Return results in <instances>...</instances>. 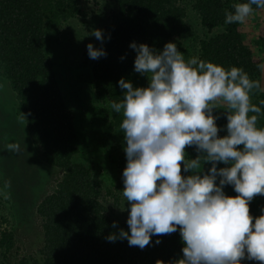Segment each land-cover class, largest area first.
<instances>
[{"label": "trees", "instance_id": "1", "mask_svg": "<svg viewBox=\"0 0 264 264\" xmlns=\"http://www.w3.org/2000/svg\"><path fill=\"white\" fill-rule=\"evenodd\" d=\"M185 1L112 0L117 14L103 33V45L98 41L95 46L103 47L107 55L93 60L87 51L83 53L81 65L86 71L81 82L89 84L90 98L84 102L90 106H84L77 99V111L62 91L61 74L50 57L52 51L47 50L46 40L59 17H75L79 13L80 0H0V76L8 81L15 94V117L26 114L23 124L38 149V157L61 173L54 190L35 207L42 219L43 232V246L38 256L23 257L19 261L10 259L15 234L11 228L3 229L0 252L4 253L6 264H156L158 259L168 264L182 257L184 245L179 231L153 236L151 245L143 250L130 247L126 239L109 242V234L118 233L120 229L129 231L126 221L130 206L112 184L109 189L98 184L92 168L79 156L85 139L83 127L93 135L106 133V139L110 136L111 141L124 150L126 141L120 128L122 113H114L110 102H120L123 96L119 80L128 81L135 74L136 52L130 44L144 43L162 51L168 42L182 44L190 38L191 31L185 23ZM241 2L247 0H191V9L198 14L200 26L206 30L196 57L225 68L242 67L252 80L260 83V88L250 94L251 102L259 106L264 92L261 90L262 71L257 65L264 62V36L261 33L253 43L261 49L259 59L245 43L240 24L224 22L225 10L234 11L232 5ZM253 8L258 9L255 5ZM214 30L218 32L213 34ZM80 74L79 70L75 76ZM62 75L72 79L73 74L66 70ZM226 110L223 106L213 110L218 117L216 123L221 137L227 134ZM257 126L264 127V114L260 115ZM99 138L103 143L104 139ZM106 144L107 147L112 145ZM186 152L189 159L198 154L194 147L187 148ZM113 159L118 167L119 183L124 188L122 173L126 156L120 154ZM203 166L209 169L211 164ZM225 166L217 164L218 168ZM182 174L187 175L183 171ZM225 188L231 196L236 195L231 185ZM109 198L111 203H108ZM119 207L124 210L115 212L113 208ZM30 208L16 214L24 216ZM262 208L264 196L258 195L250 202V214L259 216ZM114 221L115 228L112 227ZM157 239L161 241L159 244L155 243Z\"/></svg>", "mask_w": 264, "mask_h": 264}, {"label": "clouds", "instance_id": "2", "mask_svg": "<svg viewBox=\"0 0 264 264\" xmlns=\"http://www.w3.org/2000/svg\"><path fill=\"white\" fill-rule=\"evenodd\" d=\"M253 5L264 9V0L234 3V11L225 10V24L246 23ZM88 35L103 45L102 30ZM130 48L136 52L134 70L146 76L148 84L134 87L121 78L122 99L110 102L113 112L123 117L127 163L122 195L130 208L129 231L120 229L107 240L126 239L130 247L143 250L153 236L179 231L182 257L168 264H242L245 259L264 264V208L259 216L250 214V202L264 196V127L257 126L264 100L258 106L250 95L260 88L259 81L242 67L225 68L195 56L186 59L173 42L162 51L136 42ZM87 52L93 60L107 55L92 43ZM257 67L264 72V63ZM221 103L227 105V134L222 137L213 114ZM18 121L23 124L26 114ZM189 147L198 153L194 159L187 158ZM6 149L23 150L19 143H9ZM205 163L211 164L207 172ZM218 163L226 166L218 168ZM226 185L235 196L225 194ZM10 188L11 181L0 188L6 200ZM156 264L165 262L158 259Z\"/></svg>", "mask_w": 264, "mask_h": 264}, {"label": "rangeland", "instance_id": "3", "mask_svg": "<svg viewBox=\"0 0 264 264\" xmlns=\"http://www.w3.org/2000/svg\"><path fill=\"white\" fill-rule=\"evenodd\" d=\"M185 2V23L191 31V37L186 38L182 44L176 45L188 59L196 57L199 43L206 36V30L200 26L198 14L191 9V0ZM116 9L112 0H80L79 13L75 17L64 19L59 17L58 22H55L57 25L48 31L47 50L52 51L50 57L61 74L59 81L62 91L72 100L73 108L77 111L76 105L79 106L77 99L79 103L83 102L84 106H90L89 103L84 102L89 101L90 89L88 90L87 82H81L86 71L81 63L83 53L87 51V45L92 43L95 47L99 40L88 33H91L93 29H100L104 33L117 14ZM240 30L245 37V43L251 47L255 56L261 59V49L253 43L257 42L261 33L264 36V9H255L246 23L240 24ZM217 32L212 31L213 34ZM66 70L74 75H71L72 79L62 75V71ZM79 70L82 74L76 77L75 74H78ZM128 81L134 87H146L148 84L147 77L137 72L132 74ZM261 90L264 92V72H262ZM71 91L72 93L69 94ZM16 105L15 94L10 84L0 76V188L5 181H11V198L6 200L0 194V231L10 228L14 231L15 245L9 257L19 261L23 257H37L38 250L43 246L42 219L36 214L35 207L41 199L54 190L61 173L46 165L38 157V149L32 143L27 129L15 117ZM218 106L227 108V105L222 103ZM82 132L85 133L83 137L85 139L80 148L79 158L92 168L98 184L106 189H109L112 184L118 194L122 195L123 187L119 183V171L113 158L125 154V151L118 147L117 142L113 143L110 136L106 139V133L93 135L86 127H83ZM99 137L104 139L103 143ZM106 142L112 145L107 147ZM9 143H19L23 150L20 153H12L6 149ZM207 171L208 167L203 166V172ZM189 174L191 173H187ZM223 190L226 195L231 196L225 187ZM111 202L112 199L109 198L108 203ZM26 208L30 209L24 216L16 214L17 211ZM113 209L119 213L123 208ZM6 256H8L7 253ZM3 258L6 257L0 252V264H6ZM259 263L247 259L242 261V264Z\"/></svg>", "mask_w": 264, "mask_h": 264}]
</instances>
